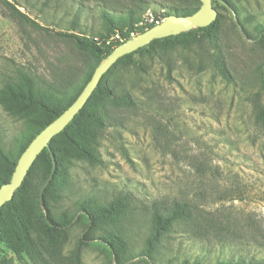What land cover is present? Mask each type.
<instances>
[{
    "label": "rangeland",
    "instance_id": "374dc122",
    "mask_svg": "<svg viewBox=\"0 0 264 264\" xmlns=\"http://www.w3.org/2000/svg\"><path fill=\"white\" fill-rule=\"evenodd\" d=\"M202 3L0 0V89L24 71L39 88L46 82L66 92L65 104L101 64L79 50L74 37L108 34L103 8L118 17L134 14L140 26L148 9L166 18L172 9L194 10ZM213 5L219 11L213 33L231 80L219 73L208 36L190 46L155 43V51L136 53L131 63L115 65L106 82L130 92L137 106L108 103L112 124L97 132L95 143L66 145L71 154L67 174L58 180L62 196L51 202L52 211L61 215L76 211L84 198L111 203L121 193L127 214L120 225L128 229L136 252L145 247L154 203L170 207L188 202L190 219L174 224L154 257L127 261L100 240L80 244L86 219L66 232L44 234L38 218L40 208L46 212L40 202L44 186L39 202L35 188L18 195L17 205L50 264H214L239 257L264 264V124L257 119L264 104V39L256 29L264 24V0H213ZM75 20L79 26L73 30ZM33 110L0 99V140L6 149H19L23 132L35 131L37 121H44ZM44 172L40 163L36 185ZM111 228L105 224L95 235ZM13 235L12 225L0 220V264H21L12 248L17 246Z\"/></svg>",
    "mask_w": 264,
    "mask_h": 264
},
{
    "label": "trees",
    "instance_id": "16d2710c",
    "mask_svg": "<svg viewBox=\"0 0 264 264\" xmlns=\"http://www.w3.org/2000/svg\"><path fill=\"white\" fill-rule=\"evenodd\" d=\"M200 8V7H199ZM172 9L170 15L189 16L198 11V9ZM15 12L27 21L36 24L32 19L21 13L14 8ZM114 10V9H113ZM102 17L109 29L108 34L98 33L94 36L87 37H74L76 47L81 51H87L93 54L99 64L102 63L120 44L132 38V33L135 35L146 32L152 28L153 25L139 26L134 14H129L123 17H118L113 14L109 8L102 9ZM166 17V18H167ZM217 20L208 27L192 29L190 31L181 33L176 36H170L163 39L154 40L152 43L143 47L131 54L125 55L120 58L102 77L98 87L93 92L92 96L76 115L74 120L66 127L64 131L55 136L51 142V151L44 149L38 156L35 163L29 170L22 186L16 191L14 198L7 202L0 209V220L7 221V225H12L13 238L17 246H13V251L21 260V264H50L49 260L38 247L32 234L30 233L27 224L23 220V216L18 210V199L26 191L38 188L36 192V199L40 200V191L44 184L50 178L53 172V159L52 153L56 158L57 167L54 177L51 182L43 190V200L45 203L46 212L41 208L38 210V218L40 221V230L46 235H53L63 233L71 229L80 220L86 219L89 224L85 228L84 234L80 239V244L89 246L96 241H102L113 254L117 256H124L127 261L137 257H154L156 255L158 244L162 237L169 233L177 221H187L192 215V205L188 202L176 201L171 206H166L154 203L151 210V228L147 239L144 242V248L136 252L131 247V239L128 237V229L120 225L121 221L127 214L125 205L122 203L123 195L117 196L111 203H99L93 197L84 198L77 206L76 211L72 213H63L57 215L52 211L51 202L61 198L62 188L58 184V180L66 173V165L70 154L66 148L67 144H94L97 138V132L112 124L111 117L106 113V105L109 103L116 108H134L137 106V100L128 91H119L114 86L106 82V78L110 70L117 64L126 65L133 61V56L142 51L152 52L155 51V43L163 45L179 44L182 46H190L202 42L204 36H208L213 40L215 47L214 62L219 70V73L228 81L231 80V75L226 67L222 53L219 50L218 37L213 33ZM72 25V29L76 30L79 26L77 20ZM242 24V22H241ZM37 25V24H36ZM138 25V26H137ZM39 26V25H37ZM259 32L258 38L264 39V24L257 25ZM247 36H251L245 28ZM83 33H85L83 31ZM97 68V67H96ZM96 68L88 74L82 87L73 92L65 104H62V98H66L67 93L59 91L54 86L43 82L39 88V83L24 71H18L15 78L6 81L0 89V99L7 104H14L16 106L26 104L34 107L35 112L38 113L40 118L44 121H37L35 131L28 130L23 132L19 149L17 145L15 148L6 149L0 140V188L2 185L11 181L18 160L31 141L51 122L58 118L82 93L85 86L91 80ZM262 81L264 83V68L262 70ZM257 119L264 124V104L259 107ZM79 142V143H78ZM16 143V144H17ZM78 156H81L79 154ZM40 163H44L45 172L38 181L36 175ZM41 202V201H40ZM107 224L112 228L105 230L103 235H95L96 229L102 230L104 225ZM29 261H26L25 257ZM1 264H13L12 261L3 260ZM195 264H205L202 261H196ZM214 264H258L252 260L239 257L238 259L219 260Z\"/></svg>",
    "mask_w": 264,
    "mask_h": 264
},
{
    "label": "water",
    "instance_id": "95a60500",
    "mask_svg": "<svg viewBox=\"0 0 264 264\" xmlns=\"http://www.w3.org/2000/svg\"><path fill=\"white\" fill-rule=\"evenodd\" d=\"M202 5L198 11L189 16L170 15L162 23L153 26L146 32L138 34L126 42L117 46L113 52L96 68L91 80L85 86L79 97L53 122L44 128L28 145L20 156L11 181L0 188V209L14 198L16 191L22 186L29 170L44 149L51 151V140L66 129L74 120L77 114L84 108L95 89L98 87L103 75L122 57L131 54L143 47H146L154 40L176 36L181 33L197 28L208 27L213 24L219 11L213 5V0H202ZM53 172L45 183L44 188L49 184L54 176L57 163L54 154ZM43 190L41 192V202L43 205Z\"/></svg>",
    "mask_w": 264,
    "mask_h": 264
},
{
    "label": "built area",
    "instance_id": "2783aa9c",
    "mask_svg": "<svg viewBox=\"0 0 264 264\" xmlns=\"http://www.w3.org/2000/svg\"><path fill=\"white\" fill-rule=\"evenodd\" d=\"M166 18H162L160 15H156L151 9H148L145 13L144 21L141 23V26L144 25H157L162 23ZM136 36L132 33V37Z\"/></svg>",
    "mask_w": 264,
    "mask_h": 264
}]
</instances>
